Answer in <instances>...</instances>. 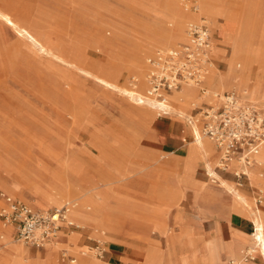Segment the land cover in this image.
<instances>
[{
	"label": "rangeland",
	"instance_id": "374dc122",
	"mask_svg": "<svg viewBox=\"0 0 264 264\" xmlns=\"http://www.w3.org/2000/svg\"><path fill=\"white\" fill-rule=\"evenodd\" d=\"M212 1L221 3V9L226 13L225 18L209 16L204 12L201 0H0V10L22 25L32 23L34 29L43 32L49 30L46 32L45 43H48L47 36L50 35L49 40L53 46L60 49H56L57 55L64 57L58 60L47 56L40 45L42 42H34V54L25 50L32 59L34 69L23 63L14 71L5 63V54L12 42L10 39L7 41L8 38L4 36L1 39L0 167L6 165L3 174L7 176L1 184L19 196L7 194L1 189L0 193L29 205L24 199L35 202L40 197L39 194H32V188L44 194L57 195L63 185H68L72 194V188L85 175L104 186L105 191L116 200L111 205L122 215L127 217L131 214L137 220L144 219L143 223L139 222L133 227L128 219L117 220L114 222L117 234L109 235L90 226L84 227L80 220L70 219V212L76 210V206L75 209L71 207L68 217L78 229L62 230L56 239L57 246L36 248L23 245L15 241L13 234L9 238L8 228L3 229L0 224V229L6 234L5 237L0 231L1 246H16L28 250V253L24 252L34 260L47 253L55 256L43 259L39 264H84L88 257L109 264L112 262L105 256V246L112 241L109 239L112 237L115 242L124 246L121 262L114 264H144V257L151 250H166L164 239L160 237L164 229L163 236H169L174 246L169 248V251L173 250L171 264H180L187 256L202 254L212 257L213 264H222L226 259L240 257L242 250L248 247L247 243H240L232 253L226 250V246L237 235L246 238L251 235V215L250 218L242 216L248 231V235H245L229 229L218 217L196 223V215L221 214L204 209L200 200H179L170 208L162 204L161 210L153 214L145 211L144 200H135L132 209L128 207L127 200H117L124 198L127 188V180L122 181V176H132L136 189L138 179L144 175L143 171L147 166L159 167L163 164L162 161L154 162L158 156L140 152L147 142L152 148H157V144L149 141L147 136L153 131L156 120L162 116L155 113L150 104H139L127 97L115 96L106 87H102V93L112 100L116 109H111L106 103L99 104L95 99L96 86L84 72L87 69L102 76L110 75L112 59H119L120 62L126 60L128 63L136 59L137 50H143L139 65L145 79L146 60L150 56L160 49L187 42L184 35L190 21L184 22V27L179 29L178 34L173 29L179 26L176 18L181 15L177 13H188L197 16V20H206L212 33L219 30L221 37L218 41L214 36L212 42V45H218L211 48L217 65L208 76L209 93L214 90L246 91L252 102L264 108V98L254 99L255 82L247 81L251 73H256L264 80V0ZM0 24L3 33L6 27L1 20ZM54 29L57 31L54 32ZM248 60H251V67L245 66ZM243 69L245 75L229 73ZM118 72L117 84L128 85L136 80V86L139 85L141 77L138 73L130 72L125 65L120 66ZM197 95L195 92L193 97L197 98ZM197 104L196 100L184 102V107L177 110L180 111L178 113L182 120H177V113L175 118L184 129L187 126L184 117L188 115L192 105ZM197 131L199 132V126ZM195 150L194 147L193 154L190 156L189 152L186 158L189 168L190 157L198 159V152ZM258 162L248 173L249 185L243 184L244 179L237 181L230 176L224 179L247 197L250 209L260 211L264 217V200L260 204L255 201L258 195L264 196V161L259 156ZM108 178L111 179L109 183L106 182ZM214 180L217 181L216 178ZM208 182L209 186L216 185L212 179ZM238 183H242V186L236 185ZM61 197L58 196L62 200L60 205L39 210L61 208L69 202V199ZM187 203L195 211L193 217L174 222L176 215ZM69 204L77 205L79 201L74 200ZM183 214L192 215L189 210ZM181 232L189 240L193 237L196 248L202 245V240L196 234L203 236V246L199 252L186 251L179 237ZM96 241L100 244H96ZM100 250H104L102 257L99 256ZM169 253L166 252L163 260L167 259ZM73 260L74 263L71 262ZM19 261L17 258L4 256L1 257L0 264H21ZM24 262L28 264V260ZM252 263L262 264V261L257 256L256 261L247 264Z\"/></svg>",
	"mask_w": 264,
	"mask_h": 264
},
{
	"label": "crops",
	"instance_id": "0c3cea01",
	"mask_svg": "<svg viewBox=\"0 0 264 264\" xmlns=\"http://www.w3.org/2000/svg\"><path fill=\"white\" fill-rule=\"evenodd\" d=\"M35 9H36V5H35L34 10ZM182 19L184 18L177 17L176 18L177 23H178V20L180 21ZM200 19H203V18H200ZM178 25L180 26L179 23ZM179 26H175V28L173 29L174 33H177L178 31L181 30L182 27L179 28ZM24 28L27 30L28 33L31 34L33 38L35 37V39H37L40 43L42 42V44L45 43V37L49 30H47L46 31L47 33H46L41 30L34 29V24L32 23L27 24V26H25ZM53 31L55 32L57 30H53ZM218 32L219 30H217L213 34L210 28L211 48L218 47L217 43H214L212 45L214 36H216L218 41L221 40V37L219 36ZM1 34H2V29H1V24H0V43L3 42L1 41ZM5 34L8 36L7 38H10L9 36L13 35V31L11 32L10 30H6ZM11 42L12 44H16L15 46L18 47L17 48L18 51L14 50L12 54H9V53L5 54L6 55L5 59L11 62L8 65V68L14 71H17V67L25 63L26 67H30L31 69L32 68L34 69V64L31 62L32 59L28 57V55L26 54L27 52L25 53V50H27V51L32 52V54H34V41L31 42L30 40L29 41L24 40L20 42L15 41L16 43H13L14 39L11 38ZM160 50H164V49H160ZM210 56L216 66L217 64H216L215 59L213 58V53L211 49H210ZM123 61L124 62H122V65H125L130 72L138 73L136 69H131L130 65L127 62H125L126 60H123ZM84 72H85V75L89 79L93 80V83L96 86L95 99L99 104L102 105L106 103L109 105L111 109H116L114 104L112 103V100L105 97V95L102 93V87H106L108 90L114 93L115 96L126 98V96L120 93V91L117 89V86L119 85L117 84V79L119 78V72H118L117 67H115L114 69L112 68L110 75L107 74V76L99 75L96 71H93V70L86 69ZM146 72H147V69H146ZM208 76L204 82V87L207 90H209V87L207 85ZM258 79L259 77L256 75V73L254 74L251 73L247 81L255 82ZM130 86H131L130 84L128 85L126 84L125 88L127 90H130L131 88ZM136 88L137 89L139 88V90L143 94V92L146 89V83L144 82V90L142 89L141 82H139V85L136 86ZM188 91L189 93L181 95L177 101H174L172 104L169 103L171 109H173V111L170 110V112L174 116H171V115L162 116L161 118L157 119L154 124L153 131L150 133V135L147 136V139L149 141L157 144V148H152L149 145V142H147V144L144 145V147L140 151L141 153L145 155L158 156V158L154 159V157H152V159H154V162L162 161L163 164L160 165L159 167L147 166V168H145L143 171L144 175L138 179V183H137L138 185L136 189L133 184L132 176L130 175L122 176V181L127 180V188L124 192L125 193L124 198L123 199L119 198L117 200H127L128 207L131 209L134 206L135 200H144L143 207L145 211L150 212L152 214L155 213L156 211L161 210L160 206L162 204H165L168 208H170L171 206L175 205L179 200H200L202 202H210L209 200H222V206L224 209L223 213H221L219 216H214L210 214L196 215V223L206 222L209 219H212V218L217 219L218 217L219 220L227 224V227L229 229L237 230L245 235H248L247 226L243 223L242 216L250 218L249 209L243 203L239 202V200H244L246 202V200L248 199L247 197L242 195L239 191H237L235 187L230 186V184L224 179L227 176L233 177L231 172L223 173V172L217 171L216 167L212 168L211 166L212 162L215 160V157L213 154V151L215 150V148L213 147V145H211L212 150L211 149H210L211 151L209 150L210 153H208L205 150L203 145H202L201 151L195 150L196 152H198V159L194 160L193 157L192 158L190 157V168L187 167L186 165V158L188 157L189 152H190V156L194 152V144H193L194 140L192 137L193 128H190L188 125L187 126L185 125V129H184V127H182L180 123L177 122V120H182L179 114L180 111H177V110H180L184 107L183 106L184 102H188L192 100H196V102L198 103L196 105L197 107H201L203 105L213 103L212 99H210L209 101L204 100V98L201 97L200 92L195 88L193 89L190 88V90ZM195 92L198 93L197 98L193 97V94ZM225 92H231V91H224V92H217L216 90L211 91V93H218V94H223ZM173 93L174 92L169 94L168 97L171 96ZM235 93L249 100V96L246 93V91L245 92L238 91ZM176 113L179 116H176ZM194 113L195 111L193 110V105H192V108L189 109L188 115L189 114L192 115ZM186 131H190V132L186 133ZM5 167H6L5 164L0 167V189L3 190L7 194L19 196L13 191L6 188L3 184H1V182H4V180L7 179V176L3 174L5 173L4 171ZM214 169L219 175H217ZM155 173H160L161 175L156 176ZM211 177H214L217 179V181L214 180L216 184L214 186L212 185L209 186L208 181L212 179ZM110 180L111 179L108 178L106 179V182L109 183ZM243 184L249 185L250 180L245 178L243 180ZM241 186H242V183H240V187ZM68 188H69L68 185H63V187H61L58 190L57 195L44 194V193H41L39 190L37 189L34 190V188H32L31 190L32 194L36 193L40 195L39 200L32 202L27 199H24V198L23 199L34 210L43 209L51 205H60V202L62 200H59L58 196H62L61 197L62 199H69L68 203H72L74 202V200H81L82 201L80 204L81 214L80 216L73 215V217L75 219L79 218L80 223H83L84 227L90 226L94 229H99L104 233H108L109 235L117 234V229L114 223L117 220L128 219L130 221L131 227L138 225L139 222L143 223L142 221L144 220L143 218H140L139 220H137L131 214H129L127 217L124 214L122 215V213L119 212V210L116 207L111 205L113 201L116 203V200H113L115 198H113L110 195V193L105 191L104 186L102 184H100L98 181L93 180L90 177H87L84 175L80 179V183L76 184L75 187L72 188L74 190L72 194L70 193V190ZM228 190L235 192L237 195V198L234 196H231V194L227 192ZM190 195L194 198L190 197ZM190 207H191V204L187 203L185 207L182 210H180L181 212H179L176 215L174 222L183 221L184 218L187 220H190L191 217H193V213L195 212ZM187 210H189L192 213L191 216L183 214L184 211H187ZM127 213H130V211ZM251 223H252V220H251ZM8 230H9L8 236L9 238H12L13 230L12 229H8ZM0 231L6 237V234L2 228L0 229ZM164 231H165L164 229L161 231L160 237L164 239L166 250L164 252H158L156 250H151V252L154 253L158 257L166 256V252H170L169 248L174 247L173 242L171 241L172 239H170L169 236H163ZM196 235H197L196 237L202 240V245L199 248L195 247L194 242H193L194 240L193 237H190V240H189V237L186 236L185 234H179V237L180 239H182V243L184 247L186 248L187 252L189 250L190 252H199L200 249L202 248L203 236L199 234H196ZM109 239L112 241L107 242L105 246V256L108 258L109 261L112 262L109 264H114L115 262H121L124 256L123 254L124 246L118 242H115L114 238L112 237H110ZM228 244L230 245V242ZM24 251L28 253V250L24 249ZM132 255L134 257L137 256L135 254H132ZM1 257L3 256L0 255V259ZM54 257H51V258H54ZM167 257H168V254H167ZM51 258H45V259L47 260ZM229 260H232V258L226 259L224 262H222V264H225V262ZM180 264H195V260L194 258H190V256L189 257L187 256V258L183 260Z\"/></svg>",
	"mask_w": 264,
	"mask_h": 264
},
{
	"label": "built area",
	"instance_id": "2783aa9c",
	"mask_svg": "<svg viewBox=\"0 0 264 264\" xmlns=\"http://www.w3.org/2000/svg\"><path fill=\"white\" fill-rule=\"evenodd\" d=\"M185 33L186 43L158 50L146 60V89L140 96L141 100L156 102L159 113L168 116L171 113L168 95L184 86L195 88L201 97L212 99L213 103L201 107L193 105L195 113L186 115L184 121L190 128L198 125L201 134L219 153L217 171L231 172L237 181L248 179L247 170L257 164L256 157L264 145V108H258L235 92L209 93L204 82L215 64L210 56L208 22L204 19L189 22ZM132 83L137 82L133 80ZM192 137L195 140L193 134ZM232 163L237 167L230 168ZM0 200V223L10 226L15 241L23 245L43 248L62 230L78 229L68 217L72 207L69 203L61 208L38 211L3 193H0ZM263 200L261 194L255 199L258 204ZM255 231L252 224V234ZM96 244L100 242L96 241ZM103 253L104 250H100L99 256L102 257ZM256 259L254 250L246 247L239 258L225 264H247Z\"/></svg>",
	"mask_w": 264,
	"mask_h": 264
},
{
	"label": "bare ground",
	"instance_id": "6f19581e",
	"mask_svg": "<svg viewBox=\"0 0 264 264\" xmlns=\"http://www.w3.org/2000/svg\"><path fill=\"white\" fill-rule=\"evenodd\" d=\"M201 5H202V8H203L204 12L207 13L209 16L213 17V18H217L218 16H221V17L225 18V16H226L225 15L226 13H224V10L221 9V7H222L221 3H219V2L212 1V0H201ZM177 14H180L181 17L184 18V19H182V20H180L178 22V23H180V25H182V28L184 27V22L185 21L193 22V21L197 20V16H193V15H190L188 13H177ZM0 20L4 23V25L6 27V30H10L11 32L13 31V35L9 36L10 38H8L7 41H10L11 38H13L14 39V42L13 43H16L15 41L20 42V41H24V40H28V41L30 40L31 42L34 41L35 43L40 44L38 42V40L35 39V37L33 38L31 36V34L27 32V30L24 28L25 27L24 25H22L21 23H19L15 19H13L10 15L3 13L1 10H0ZM35 22H37V21L35 20ZM4 32L1 34V39H4L3 36L4 37H8ZM34 36H35V34H34ZM184 36L186 37V33H185ZM47 37L50 38V35H48ZM49 38H47L48 43L40 44L42 46V49L44 50L45 55L51 56V57L56 58L58 60L63 59L64 57H60L56 53V49H58V50H60V49L54 47L53 44H52V42L49 40ZM15 45L16 44H12L11 45L10 49L8 50V53H11L12 54V52L14 50L18 51L17 50L18 47H16ZM142 52H143V50H137L136 51V59L135 60H132V61H130L128 63L130 65L131 69H136V71L138 72V75L141 77L140 78V82H141L142 89H144L145 79H143V77H142L143 74H142V70L140 71V65H139L140 64L139 57L141 56ZM5 63L8 66L11 62L8 61V60H6ZM112 64H113V66H112L113 69L115 67L119 68L120 66H122V62H120L119 59H112ZM250 64H251V60H248L247 62H245V66L246 67H249ZM244 70L245 69L239 70V71L234 70V71H230L229 73L245 75ZM226 75H230V74H226ZM130 85H131L130 87H132L133 90H127L125 88L126 84H124L123 86L122 85H118L117 86V89L120 91V93H122L128 99H130V100H132L134 102H138L139 104H150L151 107L154 108L155 112L158 115L162 116L159 113V111H158L159 107H158V104L156 102H154L152 100H148V99L147 100H141V97L140 96L142 95V93L139 90V88L136 91H134L136 89V84L131 83ZM190 88L191 87L184 86L180 91L175 92L171 96L167 97L169 103L172 104L174 101H177L181 95H184L186 93H189L188 90H190ZM253 88H254V97H255L254 99H256V100L263 99L264 98V80H262V78H259L257 81H255ZM202 98H204V97H202ZM204 100H208L209 101L210 98H204ZM249 101L251 103H253L255 106H257L258 108H262V106L256 105L254 103V101L252 102L250 100V98H249ZM171 114L172 113H170V115ZM191 128H193L192 134L195 136V140L193 141L194 144H195V146H194L195 149L201 151L202 150V145H203V147L205 148V150L208 153H210L209 150L210 149L212 150V146H211L212 143L210 141H207L208 139L205 140L206 138L201 134L200 127H199V132L197 131L198 130V125H193ZM199 135L201 137L205 138V139H202ZM263 146H262V148H261L258 156L264 161V147ZM213 154H214L215 160L212 162V165L211 166H212V168H215L216 165H217V163H218L219 153L216 150H214L213 151ZM258 156L256 157V163H257L256 165H258V163H259L258 162ZM207 166H208V164H207ZM236 167L237 166L234 163H232L231 166H230V168H232V169L233 168H236ZM252 168H250V169L247 170L248 179H249V174L248 173H249V171ZM215 172H216V170H215ZM211 178L213 180V183L215 184L214 177H211ZM227 192L229 194H231V196H234V197L237 198V195H236L235 192L230 191V190H228ZM239 199H240V197H239ZM78 201H79V204L72 205V207H73L72 209H75L76 206H78V207L74 211H71L70 210L71 211L70 212V219L71 218L75 219L73 217V215L80 216V214H81L80 204H81L82 201L81 200H78ZM209 201L210 202H202V206H203L204 209L216 211L218 213H223L224 209H223V206H222V200H209ZM239 202H241L245 206H247L246 205L247 203L244 200H239ZM247 208L249 209V214L251 215L252 224L254 225L256 231L253 234L251 232V235L248 238H246L244 236H241V235H237L236 238L232 239L233 241L230 242V245L228 244L226 246V250L228 252L232 253V252H234L235 248L240 243H247L248 244V247L249 248H252L254 250L256 256H258L261 259L262 264H264V220H262V218H264V217L261 216L260 211H253L248 206H247ZM38 211H40V210H38ZM76 219L79 220V218H76ZM1 226L3 227V229H6V228L12 229L10 226H5V225H2V224H1ZM180 234H182V232ZM192 234L194 236V233H192ZM70 235H72V234H70ZM57 238H58V236L52 242H50L49 244L45 245L44 248H46L47 246H52V245L57 246L58 245V242L56 240ZM84 254H83V256H84ZM0 255H2L3 257L4 256L5 257H8L10 259L11 258H17L18 261L20 260L19 262L21 264H26L24 261H27V260H28V264H39L40 262H42L43 259L53 257V255L51 253L50 254L47 253L44 256L37 257L34 260V259L28 258L27 254L24 252V250H22L19 247H16V246H10V247L5 246V247H3L1 245H0ZM172 255H173V252L170 251L167 259L166 260H163L162 257H158L154 253L149 252L144 257V264H171L172 263V258H173ZM190 258H194V260H195V262L197 264H213L214 263V259L212 257L208 256L207 254H202L201 256L193 255V256H190ZM84 264H104V263H100V262H98V261H96V260L88 257V258H86L84 260Z\"/></svg>",
	"mask_w": 264,
	"mask_h": 264
}]
</instances>
